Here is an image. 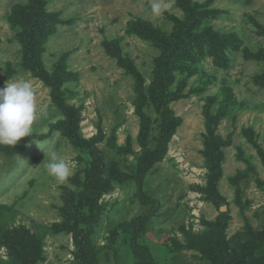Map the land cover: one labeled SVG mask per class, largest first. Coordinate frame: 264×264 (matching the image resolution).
Returning <instances> with one entry per match:
<instances>
[{
  "label": "rangeland",
  "instance_id": "obj_1",
  "mask_svg": "<svg viewBox=\"0 0 264 264\" xmlns=\"http://www.w3.org/2000/svg\"><path fill=\"white\" fill-rule=\"evenodd\" d=\"M42 1L57 22L32 60L38 2L0 0V88L28 79L37 100L30 141L0 145V264H236L241 235L264 255V0Z\"/></svg>",
  "mask_w": 264,
  "mask_h": 264
},
{
  "label": "clouds",
  "instance_id": "obj_2",
  "mask_svg": "<svg viewBox=\"0 0 264 264\" xmlns=\"http://www.w3.org/2000/svg\"><path fill=\"white\" fill-rule=\"evenodd\" d=\"M171 6V0H150L154 16H161ZM36 113V94L30 80L17 78L0 88V145L16 146L25 137H29ZM47 151L44 150L45 154ZM45 168L58 183L68 181L73 174L67 161L55 151L51 152Z\"/></svg>",
  "mask_w": 264,
  "mask_h": 264
},
{
  "label": "trees",
  "instance_id": "obj_3",
  "mask_svg": "<svg viewBox=\"0 0 264 264\" xmlns=\"http://www.w3.org/2000/svg\"><path fill=\"white\" fill-rule=\"evenodd\" d=\"M38 2L36 4L37 8H35L32 11H25V16L20 21V28L21 31L19 33V39L22 43V46L26 50L25 53L29 59L36 60V55L39 53L37 50L41 49L43 44L47 41V39L55 33V27L57 18L48 15L44 8H45V2L42 0H35V2ZM138 30V29H137ZM140 32V31H139ZM140 34H142L140 32ZM143 35V34H142ZM43 49V48H42ZM164 82V81H163ZM162 86V89L167 86V83L164 82L163 84H159L157 87L159 88ZM154 89V86H153ZM138 93L142 95V90L138 88ZM158 103L162 105L159 98H157ZM56 102L59 104L58 98L56 97ZM61 105V104H59ZM163 123L164 126L168 129L174 130V122L169 113L163 114ZM176 124V123H175ZM63 123L60 122L56 125V128H62ZM66 131H70V128L67 126ZM171 134V133H170ZM73 139L79 140L77 136H75ZM30 141L29 138H24L18 146L25 145ZM83 143V141H80V145ZM3 148V147H2ZM8 150V148H3ZM1 150V147H0ZM15 233L12 234L11 241L14 244H17L15 241L19 239L18 244L21 247V250L24 253H27V255L32 258L38 260L41 256V253L37 251L34 248L35 240L34 237H32L27 231L23 230L21 234ZM242 237L239 236L238 238L231 241V244H233V247L230 249V243L228 247L225 249L226 254L229 253V256L234 259V263L236 264H264V255L261 254H253L249 250H243V249H236V246L241 243ZM235 247V248H234ZM246 247V246H245ZM90 253L84 254L83 261L85 260V263H87V259L90 260L91 263H93L96 259V254L93 253L92 248H90ZM258 253H262V250L259 249ZM86 257V258H85ZM137 264H147L144 262H139Z\"/></svg>",
  "mask_w": 264,
  "mask_h": 264
}]
</instances>
